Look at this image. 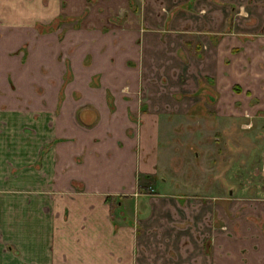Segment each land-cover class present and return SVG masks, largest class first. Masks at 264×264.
<instances>
[{
  "label": "crops",
  "instance_id": "1",
  "mask_svg": "<svg viewBox=\"0 0 264 264\" xmlns=\"http://www.w3.org/2000/svg\"><path fill=\"white\" fill-rule=\"evenodd\" d=\"M0 27V264H264V195L157 180L165 119L264 117V0H0Z\"/></svg>",
  "mask_w": 264,
  "mask_h": 264
},
{
  "label": "rangeland",
  "instance_id": "2",
  "mask_svg": "<svg viewBox=\"0 0 264 264\" xmlns=\"http://www.w3.org/2000/svg\"><path fill=\"white\" fill-rule=\"evenodd\" d=\"M33 28L39 34L40 23L35 22ZM1 34L2 27L0 36ZM57 58L63 63L65 70L68 57L62 59L58 55ZM64 74L66 73L63 72ZM235 106L238 107V104ZM206 108L208 107L203 104V113L196 119L164 120V129L160 135L157 180H171L174 189L181 192L202 191L208 187L207 189H211L215 194H226L230 191L231 194L242 198L264 195L263 114L221 119L206 114ZM4 181L0 183V191L10 188ZM13 190L10 189L7 194L0 192L3 195L0 197V208H4L3 202L6 200H10L13 205ZM170 190L173 191V188ZM30 201L33 202L34 199ZM21 205L29 206L24 202H21ZM3 239L5 237L0 233V240Z\"/></svg>",
  "mask_w": 264,
  "mask_h": 264
},
{
  "label": "trees",
  "instance_id": "3",
  "mask_svg": "<svg viewBox=\"0 0 264 264\" xmlns=\"http://www.w3.org/2000/svg\"><path fill=\"white\" fill-rule=\"evenodd\" d=\"M51 29V24H49L47 27L41 26L39 31Z\"/></svg>",
  "mask_w": 264,
  "mask_h": 264
}]
</instances>
